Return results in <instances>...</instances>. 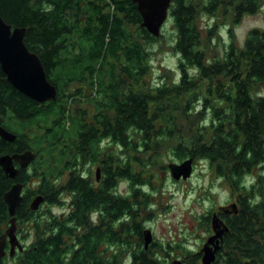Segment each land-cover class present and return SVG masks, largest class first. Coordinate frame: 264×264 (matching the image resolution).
Instances as JSON below:
<instances>
[{
	"label": "trees",
	"instance_id": "1",
	"mask_svg": "<svg viewBox=\"0 0 264 264\" xmlns=\"http://www.w3.org/2000/svg\"><path fill=\"white\" fill-rule=\"evenodd\" d=\"M261 8L264 0H172L168 19L177 32L172 49L179 57V78L152 86L146 82L148 47L162 33L157 38L142 27L134 0H0L1 16L13 28L26 29L27 48L40 58L58 90L56 100L39 104L18 91L0 65V117L12 119L18 142L29 143L37 153L33 166L42 176L37 194L47 195L46 177L68 166L76 209L69 225H60L50 237L48 219L35 217L25 201L19 219L34 221L28 227L36 237L17 254L18 264H96V246L110 238L118 247L117 264L132 263L120 258L133 247V264H158L137 236L142 235L138 219L142 201H149L144 187L153 184L151 168L161 166L169 153L175 164L208 162L237 189L259 169V184L253 187L259 185L264 194V93L258 92L264 87V28L251 30L240 47L232 40L222 44L218 55L213 43L220 41L219 24L199 25L203 13L215 20L219 14L230 18L233 39L232 25ZM84 98L88 110L78 107ZM12 147L0 140V156ZM87 163L101 171L96 185L85 172ZM1 179L0 172V196ZM122 182L129 186L127 194L118 191ZM102 204L117 221L116 237L92 231L82 255L78 239L74 246L65 244L63 236L87 226L89 213ZM8 213L0 197V226ZM232 230L226 264H264V200L246 205ZM0 264H5L2 259ZM185 264L197 263L190 259Z\"/></svg>",
	"mask_w": 264,
	"mask_h": 264
},
{
	"label": "rangeland",
	"instance_id": "2",
	"mask_svg": "<svg viewBox=\"0 0 264 264\" xmlns=\"http://www.w3.org/2000/svg\"><path fill=\"white\" fill-rule=\"evenodd\" d=\"M213 18L203 13L199 16V25L205 28L208 24L212 25L213 21L219 24L220 41L213 43L216 44L214 53L218 55L223 54L222 44L227 46L232 40L240 47L251 30L264 28V8L254 14L243 16L237 24L232 25L233 39L228 34V26L232 24L230 18L222 17L220 14L217 20ZM162 28V36L159 41L148 47L151 54L150 71L146 76V82L152 86L161 82L174 81L179 78L180 73L178 70L179 57L172 49L177 34L173 21L168 19ZM223 82H227V79H224ZM258 92L264 93V87ZM86 100L88 99L84 98L78 107L88 110L89 105ZM76 107H73V110ZM210 119L211 113L207 114L206 120ZM107 145H109L108 142ZM112 149L114 150L116 147L113 146ZM171 156L172 154L169 153L162 158L161 166L157 165L151 168L153 184L144 187V191L150 193L149 201H142L143 213L138 219L141 220L139 222L142 229L146 228L152 232L154 246L151 250H153V258L158 264H162L163 260L170 255L177 257L178 254L196 252L207 237L206 217L209 211L216 210L218 206L231 200V197L238 195V189L235 186L236 190L232 188L231 181L217 176L210 169L208 162L195 161L190 177L184 179L181 175L179 179H174L170 165L178 162L170 160ZM84 167L85 172L90 174L92 183L96 184L97 167L90 163L84 164ZM255 172L258 174L259 169H256ZM68 174L70 176V169ZM249 178L251 179V177ZM66 179L67 176L63 178V181ZM244 181L248 182V178H245ZM118 191L121 194H127L129 186L126 182H122ZM67 199L69 200V198ZM47 211L48 206L44 205L38 213L42 221L47 220ZM61 212L60 208L56 210V213L60 215ZM26 227L28 229V225ZM27 236H31V234H27Z\"/></svg>",
	"mask_w": 264,
	"mask_h": 264
},
{
	"label": "flooded vegetation",
	"instance_id": "3",
	"mask_svg": "<svg viewBox=\"0 0 264 264\" xmlns=\"http://www.w3.org/2000/svg\"><path fill=\"white\" fill-rule=\"evenodd\" d=\"M12 125H13L12 119L8 118V116L0 117V127H2L3 129H5L6 131H8L9 133L13 134L16 137L13 141H8V140L3 139L0 136L1 141H3L4 143L13 145V147L10 149V152L3 153L0 157H4V156L13 157L15 155L24 154L26 152L31 151L35 154L36 158L26 168L22 167L21 163L18 162L17 160H13V165L15 169L17 170V175L15 178H9L6 175L3 168L0 167V172L2 176L1 181L3 183V187L1 188L2 193L0 196L2 197V203L7 206L5 202V196L15 185H23L22 194H21L23 197V200L19 208L22 206L23 203H26L25 201L29 202L27 204L32 205L35 199H37V197H42L43 201L40 203L39 208L33 211L36 217L44 205L48 206V211H47L48 220L47 221H48V225H49L50 232H51L49 233L50 234L49 236L54 237L56 234L59 233V230L61 229L60 225H63V224L69 225L68 220L70 219L71 214L76 211L75 197L69 192V188H68V182L70 179V176L68 174L69 168L67 166L65 168H61V170H58V171H55L49 174L46 177V181L48 182L47 195L37 194L39 190V186L42 184L41 183L42 176L41 175L39 176V174L36 173L35 171L36 169L33 166L36 164V160L38 158L37 153L31 149L32 146L29 143L25 145L23 144L21 145L20 143L21 141L18 142L20 135L16 133V130L12 127ZM33 136H35V134H33ZM22 142H24V140H22ZM212 171L216 173L214 168L212 169ZM254 175H255L254 177L250 176V177H253L251 178L252 181L251 180L248 182L245 181L246 186L238 189V195L236 197H231V200H229L228 202H226L225 204L221 206H218L216 210L214 209L213 211L212 210L209 211L206 217V221L208 224L207 237L201 243V245L199 246L198 250H196V252L190 253V254H178L177 257H173L170 255L163 260L162 264H175V263L185 264L190 259L196 260L197 264H203L202 260H203L204 253L202 251L205 245L208 243V241L213 239V237L216 235L215 228L213 227L214 217L219 218L221 222L220 225L222 226L221 230H224L226 233L222 236V239L220 241H218V239L213 240L212 241L213 244H210L209 246L212 249H214V246L216 247V245L220 246L215 252L214 264H222L223 262H224L223 264H226L225 260H227V255H228V249H227L228 240L230 238V235L233 233L232 225L234 224L235 220L240 219L241 214L244 212L246 205L255 206L260 202V200H264V194H262L261 191H259L258 189L259 185L253 187L254 184H257V183L259 184V182H256L258 179V174H256L255 172ZM66 176H67L66 181H63V178ZM219 177L225 178L223 176H219ZM25 178H27L28 181L24 183L22 181ZM90 180H92L91 177H90ZM95 180L97 184L99 182L97 181V177L95 178ZM232 188L236 190L234 187ZM26 197H29V199L26 200ZM66 197L69 198V200ZM19 208L17 209L16 215H15V219H16V232L15 233H16V237L19 242V245L22 247V249H19V246H16L15 250L12 251V244L10 242V238L7 237L5 239V242H3L4 243L3 251L0 252V259H2V261L5 264H18L17 254L24 253V251L28 250L29 247L32 245L33 240L36 237L35 233L33 232L34 229H32L30 232V231H27L29 230V227L28 229L26 227L27 225L33 226L34 221L30 220L31 221L30 223L25 224L23 220H20L19 215H18ZM59 208L62 211L61 215L56 213V210ZM64 212H67V213H64ZM38 218H39V215H38ZM11 219L12 218L9 215V218L5 217L3 221H1L2 223L0 226L1 227L0 239H3V237L6 235L11 225ZM74 230H75L74 236L69 237L65 235L63 236V240L65 244H72L75 246L76 244L75 239H78V244H77L78 249L79 251L82 250L80 254L84 255V252L87 249L85 245V241H86L85 238L90 237L92 235V231L97 230V233H96L97 236H99V230L103 231V233L105 234L113 232L110 234V236L114 237L116 235V232L118 231V226H117V221L114 218L112 212L107 210L105 206L102 204L98 210L92 213H89L87 226L83 224V225H80L76 229L74 228ZM139 230L141 231L142 235L140 237V235H138L137 233V236L139 237L141 241H143L142 247L147 252L148 251L150 252L151 248H153L154 246V244H152L153 241L151 243L152 245H150L146 249L145 248V238H144L145 231L149 229H146V228L142 229V227H140ZM25 234L26 235L31 234V236L25 237L26 236ZM133 235L135 234H132V235L130 234L132 238H133ZM257 235H258L257 237L260 239L261 238L260 232ZM108 242L110 243V245H108L109 243L107 242H103V243H98V246H96L97 253L94 259L96 264L98 263L101 264V261L106 264H117L118 259L115 258L114 255H115V252L118 251L117 249L118 247L116 248V245L114 244L112 238H110ZM257 243H261V241L259 240ZM135 249L136 247H133L132 248L133 252L126 253L125 257L120 258V260L122 262L130 260L132 262L131 264H133L136 261V258H134ZM72 258H70L69 256L68 257L69 261H71Z\"/></svg>",
	"mask_w": 264,
	"mask_h": 264
},
{
	"label": "water",
	"instance_id": "4",
	"mask_svg": "<svg viewBox=\"0 0 264 264\" xmlns=\"http://www.w3.org/2000/svg\"><path fill=\"white\" fill-rule=\"evenodd\" d=\"M137 3L138 10L142 16L144 27L152 36L159 37L162 33V27L169 18V10L171 8L172 0H134ZM25 28H13L7 24L0 14V65L3 73L7 76L8 81L21 93L39 104L46 103L51 100H56L58 90L53 85L46 74L45 68L40 58L31 52L25 44ZM0 136L8 141H13L16 137L0 127ZM36 156L29 151L24 154L15 155L13 157H0V167L3 168L9 178H15L17 170L13 165V160L21 163L22 167L26 168L31 162L35 160ZM193 169V161L189 160L182 164H171L170 170L174 179H179L182 175L184 179L190 177ZM97 181L101 179L100 169L96 172ZM23 185H15L5 196V202L8 206L9 215L11 216V225L3 237L0 239V252L3 251L5 239L10 238L12 244V251L16 246L19 249L22 247L16 237V211L21 205ZM43 201L42 197L35 199L31 208L37 210L40 203ZM220 220L218 217L213 218V227L216 235L208 241L203 249V264H214L215 252L220 247L216 245L214 249L210 248L212 241L218 239L220 241L222 236L226 233L221 230ZM227 231V229H226ZM145 248L147 249L153 241L151 230H146L144 233ZM178 264V263H175ZM180 264V263H179Z\"/></svg>",
	"mask_w": 264,
	"mask_h": 264
}]
</instances>
